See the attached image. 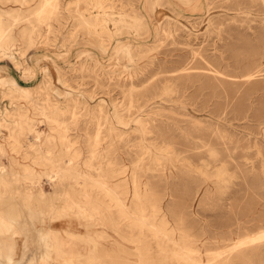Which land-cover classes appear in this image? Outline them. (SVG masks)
Listing matches in <instances>:
<instances>
[{
	"label": "rangeland",
	"instance_id": "374dc122",
	"mask_svg": "<svg viewBox=\"0 0 264 264\" xmlns=\"http://www.w3.org/2000/svg\"><path fill=\"white\" fill-rule=\"evenodd\" d=\"M70 1L60 0L64 10L57 21L35 25L33 45L18 38L16 57L24 75L2 60L0 77L13 79L37 93L40 102L48 100L60 109L69 138L84 160L90 157L88 139L99 131V122L107 140L121 135L111 143L119 162L137 166L141 187L154 192L173 225L182 222L200 237L203 252L225 253L227 247L262 231L264 0H160L155 13L144 0H99V13L105 12L111 20L102 27L115 32L110 38L101 35L107 54L85 42L90 39L87 31H72L75 23L65 11ZM37 4L22 6L23 15ZM86 8L78 5L80 11ZM125 48L131 50L133 61L117 56L116 51ZM258 71L246 81L245 76ZM2 92L0 86V118L10 107ZM99 106L104 111L101 117ZM112 106L119 108L127 123L131 121L129 126L116 124ZM110 118L114 130L104 128ZM139 125L149 134L146 146L141 134L133 131ZM39 128L45 129L42 122ZM198 138L218 151L217 161L206 149H193ZM165 145H171V153L153 163L149 154L159 155L158 149ZM120 181L112 178L109 184L122 185ZM44 188L50 193L48 186ZM133 195L129 187V202ZM45 223L46 219L39 220L36 226ZM101 228L97 225L93 231ZM28 235L29 246L36 250L31 238L35 232ZM23 240V235L17 237L14 263L19 262ZM262 242L248 246L264 252ZM100 245L117 249L129 264L135 261L133 242L118 239L117 244L109 239ZM72 246L73 252L82 250L72 257L86 263L88 251L80 244ZM232 264L248 263L236 259ZM251 264H264V255Z\"/></svg>",
	"mask_w": 264,
	"mask_h": 264
},
{
	"label": "bare ground",
	"instance_id": "6f19581e",
	"mask_svg": "<svg viewBox=\"0 0 264 264\" xmlns=\"http://www.w3.org/2000/svg\"><path fill=\"white\" fill-rule=\"evenodd\" d=\"M159 1L144 0V5L155 13ZM32 2L38 3L35 9L23 15L22 6ZM9 3L20 7L6 8ZM81 3L87 7L84 11L78 10ZM61 6L60 0H0V61L8 60L21 70L16 57L20 50L18 38L33 45L37 34L35 25L47 20L57 21L61 9L64 10ZM92 8L97 10L92 12ZM65 11L75 23L72 31L76 34L80 30L87 31L90 39L85 42L107 54L101 35L110 38L115 32L107 26L102 27L111 20L105 12L99 13V0H72ZM116 53L133 61L129 48L119 49ZM260 58L264 61V53ZM21 72L24 75V70ZM260 72L248 74L246 81ZM0 86L2 97L8 99L10 106L0 118V264H3L2 259L8 264H129L127 256L117 249L101 247L100 243L109 239L117 244L118 239L135 244L133 264H232L236 259L251 264L252 259L263 258L261 247L250 249L252 246L248 245L263 241L264 229L227 247L225 253L203 252L200 237L182 222L173 225L154 192L146 186L141 187L137 166L126 167L119 162L111 143L121 135L107 140L99 122V131L88 139L90 157L84 160L69 138L60 109L48 100L40 102L37 93L23 89L11 78L0 77ZM100 107L99 117L104 114ZM112 116L118 125L129 126L131 123L124 120L125 116L116 106H112ZM40 122L45 128L42 131ZM105 123L106 129L116 128L111 118ZM136 123L140 124L139 119ZM133 131L141 134L142 145L146 146L147 130L139 125ZM156 147L153 145L154 149ZM170 147L165 145L158 149L159 155L149 154L153 163L167 158L172 151ZM197 148L206 149L213 161L219 159L218 151L209 141L198 138L193 149ZM112 178H121L123 184H109ZM45 186L49 187L50 193L46 192ZM129 187L134 191L130 202L127 197ZM56 202L58 205L54 206ZM43 219L47 223L38 228L37 221L43 222ZM97 225L102 228L93 231ZM30 232H35L31 238H34L32 243L35 240L34 244L38 245L36 250L28 244ZM21 235L24 236L20 241L22 254L19 262L14 263L12 253L19 242L17 237ZM148 241H153L154 245ZM79 244L88 251L86 263L71 255L79 256L78 251L82 250L72 251L75 247L72 245ZM261 246L264 248V242Z\"/></svg>",
	"mask_w": 264,
	"mask_h": 264
},
{
	"label": "crops",
	"instance_id": "0c3cea01",
	"mask_svg": "<svg viewBox=\"0 0 264 264\" xmlns=\"http://www.w3.org/2000/svg\"><path fill=\"white\" fill-rule=\"evenodd\" d=\"M21 248H22V247H21ZM21 248H19V251H20V249H21ZM17 249H18V247H17ZM17 252H18V251H17ZM21 254H22V253H21V251H20V254H19V256H21ZM19 256H18V257H16V259H17V260H18V259H20V257H19Z\"/></svg>",
	"mask_w": 264,
	"mask_h": 264
}]
</instances>
